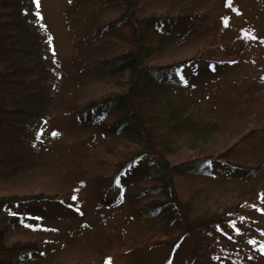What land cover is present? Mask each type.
<instances>
[{
	"label": "rangeland",
	"instance_id": "obj_1",
	"mask_svg": "<svg viewBox=\"0 0 264 264\" xmlns=\"http://www.w3.org/2000/svg\"><path fill=\"white\" fill-rule=\"evenodd\" d=\"M31 1L24 0V11L34 30L28 39H32L36 59L43 65L41 80L44 84H40L36 92L24 98L4 101L0 98V107H16L24 112V117L18 118V131L14 132L11 140V155L17 161H22L23 166L0 173V198L2 197L3 203L20 200V204H13L14 215L10 214L9 210L0 211V228L4 229V233H0L3 236L0 237V260L4 259L8 263L39 264L48 256L52 264H101L99 255H93L84 244L70 246L75 237L67 244V248L63 249L61 234L50 230L65 232L69 226L79 221L92 219L102 196L108 202L113 200L114 194L110 191L112 175L126 162L131 153L139 150H133L137 148L127 146L124 141L119 143L110 140L107 146L100 139L93 146H89L92 154L97 157L94 160L96 163L90 160L81 168L74 160L72 154L76 149L69 151L68 146L85 141L96 129L84 123L79 124L74 112L65 110L70 95L75 94L77 104L87 107L94 100L115 93L122 94L127 90L123 83L112 84L103 77L93 78L87 71L78 74L81 65L77 59L79 53L86 59L93 60L110 52L121 39L122 28L129 22L134 29L135 21L154 14H166L164 11L167 5L170 3L174 8L175 1L183 5H193V13L206 14L208 21H216V25L221 15L230 12L228 27H222L221 32L239 29L243 31L245 42L230 44L231 39H224V43L220 45L208 46L205 41L211 32L206 33V30L195 27L191 34L189 29L181 33L182 27L178 25L175 26V35H164L167 43L164 44L162 52L168 67L161 72L174 78V69L181 70L188 81V84L170 85L166 87L165 92L176 101H184L187 107L194 105L195 112H199L201 117L223 121L222 113L217 112L218 109H207L201 97L217 96L220 85L245 84L259 79L264 73V0H148L143 9L140 8L141 0H114L96 5L94 0H38L39 10L31 6ZM37 11L41 18L34 15ZM210 12L216 16L215 19ZM131 14L134 17H131ZM121 15L124 17L121 18ZM172 17V20L178 22L174 11ZM136 38L138 39V36ZM248 43L251 48L244 52V60L234 65L216 62V72L213 75H209L212 74L209 72L210 62L190 63L183 65L184 68L179 65L186 63L202 44L207 45L205 55L208 54L211 59L223 60V53L226 52L224 47L231 45L230 47L243 49L242 46L248 47ZM216 48L221 51H215L217 56H213ZM255 106L253 113L241 119L244 121L243 128H264V100L256 102ZM204 123L201 121L191 128H186V132L193 131L190 136L176 137L174 145H177L178 149L172 150V155L168 157L170 164L195 160L200 166L199 171L191 170L186 175L174 176L175 190L185 208L189 236L185 237V243L178 244L179 252L176 257L170 259L169 264H179L184 258L189 264H219L216 259L206 258L205 251L210 250V247L203 245V239H208L215 246L224 247L221 251L215 249L224 254L220 264H264V176L237 179L228 176L232 168L229 161H232V158L226 150L233 145L238 131L228 128L223 130L222 126H206L207 123ZM205 131H210L207 137L204 136ZM257 156L258 152L246 150L237 160L248 162ZM214 162L225 167L216 172L202 171V168L212 170ZM147 165V160L138 161L134 168L127 171L122 181L126 184L133 176L140 180L141 186H154L155 182L148 176L150 170ZM81 169L87 171L85 176L88 185L77 193L79 198L76 204H79L80 210L77 216L67 214L71 210L69 206L61 209L53 203L22 201L27 197L49 200L65 197L69 200L72 185L78 179ZM103 169L111 171L112 174L102 180H95V174ZM99 185L108 187L105 194L100 193ZM129 194L133 195L134 191L128 192V196ZM152 199L164 200L160 195L153 196ZM25 212H29L31 217L27 221L36 228L32 233L23 230L25 218L14 217L18 214L23 217ZM123 212L128 214V208ZM11 215V220H5ZM93 221L95 219L91 220ZM195 223L197 227L194 226ZM214 225L217 231L221 227V230L231 234L229 236L232 240L211 237L207 230L209 227L210 231L213 230ZM164 227V223L158 221H141L138 225L131 226V237H134L136 232H143L152 240L151 245L133 249L125 247L113 251L109 256V264H162L167 258L172 242L180 236V231L176 233L172 225L170 232L169 229L166 231L169 234L163 235ZM46 231L54 233L48 234ZM49 238L61 241L43 245L41 249H28V244L34 240L45 242L44 239ZM231 238L226 236L224 239ZM158 241L162 244L156 243Z\"/></svg>",
	"mask_w": 264,
	"mask_h": 264
},
{
	"label": "trees",
	"instance_id": "obj_2",
	"mask_svg": "<svg viewBox=\"0 0 264 264\" xmlns=\"http://www.w3.org/2000/svg\"><path fill=\"white\" fill-rule=\"evenodd\" d=\"M108 1L114 0H94V5ZM147 1L141 0V9L144 8L145 4H148ZM173 4L174 8L170 3L167 5L164 11L166 14H154V16L135 21L134 29L131 28L129 22L130 24L128 23L125 28H122L121 39L115 43L110 52L101 54L93 60L86 59L84 55L79 53L77 59L81 65L78 68V74L87 71L93 78L96 76L103 77L112 84L123 83L127 86V90L122 94L115 93L100 100H94L87 107L77 104L74 99L75 94L70 95V101L65 110L73 111L79 124L84 123L96 129L85 141L72 143L68 146L69 151H73L72 148L76 149L72 154L74 160L81 168L87 161L95 162L97 157L92 154L89 146H93L100 139L107 146L110 140L124 141L127 146H133L137 148L133 150L139 151L131 153L126 162L122 163L112 175L110 191L114 194L113 200L108 202L102 196L97 204L98 210L95 209L92 219L79 221L77 224L69 226L65 232L52 229L50 231L54 230L61 234L62 241L54 240L55 237L44 239L45 242L34 240L28 244L29 250H35L38 247L41 249L43 245L48 246L58 242V240L61 241V245L65 249L75 237L77 240L74 239L70 246L84 244L93 255H99L101 264H109V256L113 251L125 247L133 249L151 245L152 240L143 232H136L135 236L131 237L129 234L131 226L138 225L141 221H158L165 225L162 228L165 230L163 235L169 234L171 225L176 233L180 231V236L172 242L167 258L162 263L169 264L170 259L176 257V253L179 252L178 244L185 243V237L189 236L185 208L175 190L174 176L186 175L191 170L199 171L200 166L195 160L181 164H170L168 157L172 155V150L178 149V146L174 145L175 138L190 136L193 131L186 132V128H191L201 121L207 123V125L204 123L206 126H222L223 130L228 128L238 131L233 145L226 150L232 158V161H229L232 168L228 176H233L236 179L246 176L256 178L264 176V128L262 126L243 128L242 122L244 121L241 120L253 113L252 109L256 108V102L264 100V73L259 79L251 80L245 84L220 85L217 96L204 95L201 97V101L206 103L207 109L210 111L218 109L217 112L222 113L224 120L218 121L201 117L199 112H195L194 105L187 107L184 101H176L165 92L166 87L170 85L188 84L184 71H177V69H174V73L171 71L174 78L167 77L161 72L168 67L165 58L162 56L164 44L167 43L164 35H175L177 33L175 26L181 25V33L189 29V34H191V30H195V27H199L203 31L206 30V33L211 32L205 41L208 46L220 45V43H224L222 41L224 39H231L230 44L245 42V38L242 36L243 31L233 29L230 32H221L222 27H228L230 20V12L228 11V13L221 15L219 20L217 19L216 25V21H208L206 14L193 13L195 9L193 5H183L177 1ZM227 5L228 3L225 4V6ZM31 6L39 10L36 0L31 1ZM24 10V0H0V98L2 101L27 97L28 94L36 92L40 84H44L41 80L43 65L36 59L32 39L31 41L28 39L33 35L34 30ZM173 11L176 13V18L179 19L178 22H175V19L172 20ZM210 14L213 15L211 12ZM34 15L41 18L38 11ZM213 16L215 19L216 16ZM122 17L124 15H121ZM131 17H134L133 14ZM215 40L218 41L215 42ZM207 45H200L192 56L185 61L186 63L179 65L184 68L183 65H190V63L210 62L208 64L210 65L209 72L212 74L209 75H213L216 72V62L221 61L227 62V64L224 63L226 65H234L240 60H244V52L251 48L250 44L247 45L248 47L242 46L243 49L233 48L229 45L228 48L224 47L226 52H222L225 54L222 57L223 60H215L209 58L208 54L205 55L208 50L206 49ZM215 51L220 53L221 49L216 48L213 56H217ZM189 87L191 88V86ZM19 111L21 110L16 107H0V173L19 169L23 166L22 161H17L11 155L13 150L11 140L14 132L18 131V118L24 117V112ZM209 132L205 131L204 136L207 137ZM246 150L256 151L259 156L248 162L246 160L238 162L237 158ZM141 160L149 161V165H147L150 170L148 176L155 182L154 186H141L140 180L133 176L129 178L126 184L122 181L127 171L134 168ZM214 165L212 170L202 168V171L216 172L225 167V165L222 166L221 163L216 162ZM85 173L87 171H83V169L78 172V179L72 185L69 200L65 197L56 198L57 200L27 197L22 201L25 203H53L61 209L69 206L71 210L67 214L77 216L80 212L79 204H76L77 198H79L77 193L88 185ZM108 174H112L111 171L99 170L94 179L102 180ZM107 189L108 187L99 185L98 190L105 194ZM131 191H134V194L128 196V192ZM157 195L162 196L164 200H153L152 197ZM74 197L75 199H73ZM13 204H20V200L3 203L1 197L0 211L9 210L10 214L14 215L15 211L12 212L15 210ZM126 208L129 210L128 214L123 212ZM28 213H23V217L20 214L14 217L25 218L23 230L32 233L36 228L27 221L31 218ZM13 215L7 216L5 220H11ZM93 219L95 221L91 222ZM222 224L223 222L220 223V225ZM194 226L197 227L196 223ZM212 229L210 231L209 227L207 230L211 237L232 240L229 236L231 234L221 230V227L217 231L214 225ZM2 231L4 233V229L0 228V233ZM50 231H46V233H54ZM224 236L231 239H224ZM0 237L3 238L1 234ZM203 242V245L210 247V250L205 251L206 258L216 259L220 264L224 254H220L219 251L224 247L222 245L215 246L208 239H203ZM156 243L162 244L161 241ZM49 258L48 256L44 257V260L39 264H52ZM31 259L34 261L33 258ZM0 264H18V262L8 263L1 259ZM179 264H189V262L186 263V258H184Z\"/></svg>",
	"mask_w": 264,
	"mask_h": 264
},
{
	"label": "snow or ice",
	"instance_id": "obj_3",
	"mask_svg": "<svg viewBox=\"0 0 264 264\" xmlns=\"http://www.w3.org/2000/svg\"><path fill=\"white\" fill-rule=\"evenodd\" d=\"M37 6L39 7L38 0H37ZM73 199H75V197Z\"/></svg>",
	"mask_w": 264,
	"mask_h": 264
}]
</instances>
